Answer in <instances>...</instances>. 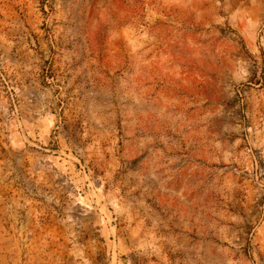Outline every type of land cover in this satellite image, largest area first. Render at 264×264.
<instances>
[{
  "label": "rangeland",
  "instance_id": "374dc122",
  "mask_svg": "<svg viewBox=\"0 0 264 264\" xmlns=\"http://www.w3.org/2000/svg\"><path fill=\"white\" fill-rule=\"evenodd\" d=\"M0 264H264V0H0Z\"/></svg>",
  "mask_w": 264,
  "mask_h": 264
}]
</instances>
